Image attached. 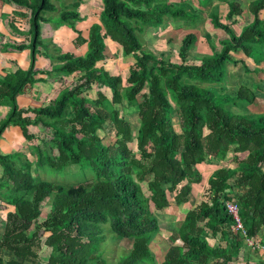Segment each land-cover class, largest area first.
I'll return each mask as SVG.
<instances>
[{"label": "trees", "instance_id": "1", "mask_svg": "<svg viewBox=\"0 0 264 264\" xmlns=\"http://www.w3.org/2000/svg\"><path fill=\"white\" fill-rule=\"evenodd\" d=\"M54 1L0 0L27 13V27H16L27 39L16 44L2 38V50L28 51L25 68L0 74V106L8 109L0 120V139L9 126L18 127L33 158L0 153V203L13 208L0 249L14 257L6 263L0 258V264H264V111H231L264 100V93L257 86L239 85L232 94L213 88L224 81L229 64L240 65L245 74L258 73L244 60L232 59L231 52L264 65V0L249 2L253 19L237 34L219 21L218 10L225 5L230 20L241 14L242 0H199L212 27L224 33L218 48L205 35L211 53L199 64L186 61L198 38L194 24L205 10L196 13L190 0H101L100 23L90 27L87 39L74 31L76 42L86 44L83 56L62 52L41 38V24L74 30L80 20L78 2L46 17L57 12ZM171 22L190 28L181 39L180 63L157 57L142 44L145 30ZM9 23L8 30L18 32ZM107 38L133 60L125 80L97 67L105 60ZM39 56L51 62L47 77L79 76L47 104L19 109L16 97L36 81ZM98 86L109 89L111 97ZM135 112L133 136L123 116ZM174 116L179 132L171 122ZM30 126L42 134H30ZM107 127L115 137L108 145L97 135ZM133 140L136 152L129 147ZM227 160L232 168L221 166ZM32 166L60 174L77 166L83 179L76 184L38 180ZM200 166L214 167L203 199L165 237L169 246L158 260V214L170 207L171 195L176 205L187 202L203 180ZM229 202L236 205L243 231L232 229ZM42 203L47 211L39 221ZM122 240L130 248L119 247ZM247 241L253 245L247 248Z\"/></svg>", "mask_w": 264, "mask_h": 264}, {"label": "rangeland", "instance_id": "2", "mask_svg": "<svg viewBox=\"0 0 264 264\" xmlns=\"http://www.w3.org/2000/svg\"><path fill=\"white\" fill-rule=\"evenodd\" d=\"M172 4H178L177 0H169ZM76 2L79 3V7L77 8V13L79 15L80 20L79 21H85L89 18H92L93 20L85 21L83 23L84 28H89L93 23V21L98 22L99 16L98 13L100 10H102V7L100 6V0H55L52 2L55 7L57 8V12L52 15H46L50 17H56L59 12L63 11V8L72 7ZM193 7L196 8V13L200 11L205 10V12L208 10L206 8H203L199 4V0H190ZM76 11V10H75ZM204 12V11H203ZM207 13V12H206ZM86 16H83L85 15ZM233 19V17H231ZM230 19V20H231ZM77 21V22H79ZM221 23L226 24L229 28L230 23L229 20H226L224 17H221L219 20ZM76 22V23H77ZM172 26L176 25V27H172L170 25L166 26H160L155 29H147L144 31V33L141 35L143 48L146 50H150L153 52L157 57L162 56L166 61H170L173 63H180V58L178 57L179 47L181 43V39L187 34L189 27H184V25L181 23V25H177L178 23L171 22ZM200 32H196L198 35L197 42L195 43L194 47L192 48L191 54L187 58L186 62L189 63H200V58L203 55L210 54V47L207 42V38L205 35H208L210 37V40L212 43L218 48V40L224 36V33L219 30L212 27L209 15L204 14L202 17L197 20L194 24ZM52 29L56 28L57 24H48ZM241 24L238 25V28H240ZM43 27V26H42ZM55 27V28H54ZM189 28V29H187ZM195 28V27H194ZM234 30H236L235 27H232ZM193 30V29H192ZM45 38V37H44ZM27 39V38H26ZM47 39V37H46ZM28 41V40H27ZM48 41V45H54L58 47L55 43H53L51 40H45V42ZM113 42V41H112ZM108 44V54L109 57L107 61H105L102 65V69L104 71L111 70L112 76H119L121 75L124 79L126 75L128 74L130 66H132V59L126 58L122 54V50L118 44L115 42ZM59 48V47H58ZM231 57L233 59H238L237 57H241L245 65L247 67L252 68H258L261 67L262 63H254L251 60L244 57V55L241 52H231ZM264 68V65H263ZM260 73H251V74H245L243 73V68L240 65H228V69L226 71L225 79L220 85L213 86L215 91H217L220 94L227 93L232 94L235 93V90L239 85H245L248 88H251L252 90L256 89L255 86H257L260 91H264V69H259ZM259 72V71H258ZM118 74V75H117ZM97 88H95L96 90ZM98 89L105 91L106 96L108 98L111 97V92L109 89H105L103 86H98ZM89 96L91 98L95 97L94 90L89 91ZM264 101L262 99L259 100V103L256 101L255 103L251 105H242L237 106L235 108H231V111L234 113L239 114H249V113H259L264 111ZM5 110V109H4ZM0 111H3L1 109ZM6 116V115H5ZM4 116V117H5ZM3 117V118H4ZM123 117L126 118L128 122L132 125L134 128L133 130V136H135L136 127L138 125V119H137V113H130L125 114ZM172 125L176 132H179L180 130V123L176 116L172 119ZM41 130H34V134H42ZM97 135L103 140L102 142L106 145L111 144L114 142L115 137L114 133L112 132L110 127L105 128L104 130H99L97 132ZM129 147L133 150V152H136V141L133 140ZM25 150L24 153L30 161H33V158L28 153V148L23 149ZM227 163L222 162L221 166L225 167ZM227 167V166H226ZM200 171L203 174V180L198 184L193 192L188 197V200L186 203H183L181 205H176L175 201L172 198L170 199V207L166 210H164L161 214H158V220H159V227L161 229V234L159 237L156 238L154 241V253L156 254L158 260L161 259V257L164 255L166 250L168 249V242L166 241L165 237L170 234V232L173 230L176 232L178 228L181 225V222L184 219L185 214L187 211L194 208L203 198V195L205 194V187H207L206 178L210 175L211 171L214 169V167L209 166H200ZM80 169L77 166H69L64 169V171L60 174L57 172H48L47 170H35L32 166L31 168V175L33 177H37L38 180H44V181H51L55 183H61V184H76L78 183L83 177L80 175ZM170 197V195H169ZM40 211L41 216L39 218V221L42 217H44L45 212L47 211V207L42 203L40 205ZM211 242V241H210ZM212 243V242H211ZM248 248V241L245 242ZM119 247L122 249H128L130 248V242L122 240L119 242ZM113 247V246H111ZM119 247H115V252L119 253L121 252V249ZM40 255H43L40 253ZM111 255V253L108 254V257Z\"/></svg>", "mask_w": 264, "mask_h": 264}, {"label": "crops", "instance_id": "3", "mask_svg": "<svg viewBox=\"0 0 264 264\" xmlns=\"http://www.w3.org/2000/svg\"><path fill=\"white\" fill-rule=\"evenodd\" d=\"M253 0H242L239 1V8L241 10V14L238 16L233 17V19L229 20L230 23V29L235 33H239L240 29L242 26L251 23L253 16L251 13L248 11V4ZM191 6L193 7L192 3L190 2ZM100 6L102 7V3L100 0ZM195 8V7H194ZM196 9V8H195ZM102 10L99 11L98 16H100ZM226 6L225 5H220L219 7V17L225 18L226 14ZM207 12V11H206ZM206 12H203L202 15L208 14ZM264 14V11L263 13ZM201 15V17H202ZM83 16H86L83 15ZM12 20V27L14 29H17L18 32H10L8 30L9 26V21ZM93 20L92 18H89L85 21H90ZM79 21L75 24V29L72 30L71 28L67 26H60L57 29H52L48 24H41L40 25V35L43 40H51L53 43L58 45V47L61 49L62 52H69L72 53L75 56H83L86 52V44L84 43H79L76 42L78 39V33L83 39H87L88 37V32L90 27L93 24H99L100 21L95 22L93 21L92 25L87 29L83 27V23L85 22ZM18 24H22V27H27V13L23 11L22 9L16 8L12 5L4 4L0 2V41L3 39H7L8 41L14 42V43H22L24 41V36L23 34V28L22 30L20 28H16ZM241 24L240 28H238V25ZM166 26L170 25L172 26L171 23L165 24ZM179 25V24H178ZM43 26V27H42ZM174 27V25L172 26ZM176 27V26H175ZM232 27H235L236 30H234ZM200 32L198 28H196ZM74 31H78L74 32ZM45 37V38H44ZM47 37V39H46ZM198 39V38H197ZM112 41L109 40L108 38L105 39V60L97 63V67L101 68L103 63L108 59L109 54H108V44L111 43ZM197 42V41H196ZM24 43V42H23ZM113 43V42H112ZM3 45V44H2ZM0 45V74L6 73L7 70H13L16 67H21L25 68L28 64V51L26 49L21 50V51H13L10 49L7 50H2ZM192 51V50H191ZM190 51V54H191ZM189 54V55H190ZM231 56V55H230ZM245 57V56H244ZM130 58V57H126ZM238 59L234 60H240L242 59L241 57H237ZM246 58V57H245ZM132 59V58H131ZM233 59V58H232ZM249 59V58H247ZM243 60V59H242ZM251 60V59H249ZM133 61V60H132ZM252 61V60H251ZM36 68L39 71L36 75L35 78L36 81L33 82V84L26 86L21 94L16 97V105L19 109H27V108H38L41 107L48 102H50L52 99H54L58 92L65 86V84L70 83L72 80H75L76 77L79 76L78 73H74L73 75L69 77H65L62 81H57L53 80L50 77H47L45 70H48L51 68V62L48 61L46 58L39 56L36 59ZM133 64V62L131 63ZM251 69L252 67H248ZM130 69V68H129ZM259 69H264L263 65L259 67ZM257 68L260 73V70ZM111 74V70H108ZM44 72V73H43ZM129 72V71H128ZM264 72V71H263ZM109 73V74H110ZM110 74V75H111ZM118 75V74H117ZM121 78L122 76L119 75ZM128 74L126 75V77ZM126 77L123 79L125 80ZM262 94L264 91H260L259 93ZM263 100V99H262ZM264 101V100H263ZM258 102V101H257ZM259 103V102H258ZM3 109V111H0V120L6 115L8 109L5 107L0 106V110ZM5 109V110H4ZM34 130L36 132L35 127H28V132L30 134H34ZM36 135V133H35ZM29 146V143L22 137L20 129L16 126H9L3 133L1 139H0V153L2 154H10L13 152H19L24 155H27L24 153L25 150L24 148L27 149ZM225 167H230L232 168L234 164H231L226 161ZM1 168H0V175H1ZM13 208L12 207H5L1 205L0 203V239L4 233V225L6 221V216L7 213L12 212ZM260 245V251H264V247ZM259 251V252H260ZM0 258L3 259V262H8L11 259H14L13 255L7 251L6 249H0ZM39 264V263H37Z\"/></svg>", "mask_w": 264, "mask_h": 264}, {"label": "built area", "instance_id": "4", "mask_svg": "<svg viewBox=\"0 0 264 264\" xmlns=\"http://www.w3.org/2000/svg\"><path fill=\"white\" fill-rule=\"evenodd\" d=\"M226 208L228 210V213L232 216V218L234 220V223H235L234 226H232V229L233 230L243 231L242 227H241V225H240V223L238 221L237 215H236V212H237L236 205L229 202V203L226 204ZM248 245L252 246L253 244H252V242L248 241Z\"/></svg>", "mask_w": 264, "mask_h": 264}]
</instances>
